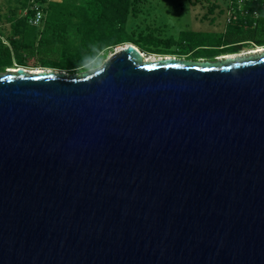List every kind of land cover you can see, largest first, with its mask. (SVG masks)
Here are the masks:
<instances>
[{
    "label": "water",
    "instance_id": "obj_1",
    "mask_svg": "<svg viewBox=\"0 0 264 264\" xmlns=\"http://www.w3.org/2000/svg\"><path fill=\"white\" fill-rule=\"evenodd\" d=\"M0 72V264H264V51Z\"/></svg>",
    "mask_w": 264,
    "mask_h": 264
},
{
    "label": "trees",
    "instance_id": "obj_2",
    "mask_svg": "<svg viewBox=\"0 0 264 264\" xmlns=\"http://www.w3.org/2000/svg\"><path fill=\"white\" fill-rule=\"evenodd\" d=\"M145 0H0V72L34 61L45 67L80 72L97 66L114 46L131 43L148 54L187 55L201 58L199 50L214 45L211 58L239 52L245 44L264 46V0H212L207 13L224 14L225 28L214 44L209 39L183 52L184 37L203 40V32L180 30L159 38L156 28L145 26L136 32L130 21L141 12ZM198 1V0H195ZM42 12L38 28L30 18ZM212 21V19H211ZM130 24V25H129ZM130 28V30H129ZM137 35V36H136ZM177 44V48L173 46ZM199 47V48H198ZM209 59V58H208ZM210 60V59H209Z\"/></svg>",
    "mask_w": 264,
    "mask_h": 264
},
{
    "label": "rangeland",
    "instance_id": "obj_3",
    "mask_svg": "<svg viewBox=\"0 0 264 264\" xmlns=\"http://www.w3.org/2000/svg\"><path fill=\"white\" fill-rule=\"evenodd\" d=\"M212 0H145L143 4L141 3V12L135 15L134 18L131 19L130 24L132 25V29H135L136 32L140 31V29L148 26L149 28L153 27L157 29V34L159 38L165 39L167 37H172L175 43H177L178 33L180 30L188 31L189 33H194L191 35L193 37L197 36V32H203L202 35L203 40L191 41L189 36L184 37L182 40L185 41L183 44L184 49L180 48L181 51L186 52L192 48H196V45L206 43L205 41L209 39V43L214 44L220 36L221 31L225 28V20H226V12L224 14H218L217 11L214 10L213 14L209 15L207 13V6L210 4ZM212 19V21H211ZM40 23V22H39ZM45 21L40 23V26L43 27ZM129 24V25H130ZM33 28H38L39 25L31 23ZM130 30V28H129ZM137 36V35H136ZM201 46V45H199ZM253 45L245 44L244 47L239 52L227 54H240L247 52V49L252 47ZM177 48V44L173 46ZM214 45L209 46L210 50L204 51L199 50L198 53L202 55L201 58H197V61H215L222 59L225 55H219L214 57L211 56L214 51ZM119 47L114 46L111 51H109L105 57L101 60V62L97 66L90 67L89 69H93L98 67L105 61L109 56H111L114 52L117 51ZM199 48V47H198ZM144 53V59L149 57L148 61L157 60L159 58L170 57L175 59H189L187 55H178L176 53L171 54H148ZM252 55V54H244V56ZM243 56V55H242ZM159 57V58H158ZM210 60H209V59ZM25 65L22 68L27 72H37V71H46V72H63L66 74H77L79 72H69L67 70L58 69L56 67H45L34 63V61H29L24 63ZM16 68V67H15ZM19 68H21L19 66ZM11 67L6 68L4 72L12 71ZM81 72V71H80Z\"/></svg>",
    "mask_w": 264,
    "mask_h": 264
},
{
    "label": "bare ground",
    "instance_id": "obj_4",
    "mask_svg": "<svg viewBox=\"0 0 264 264\" xmlns=\"http://www.w3.org/2000/svg\"><path fill=\"white\" fill-rule=\"evenodd\" d=\"M119 46V45H118ZM258 47H260V46H258ZM261 51H264V48H262V47H260V48H256L255 50H249V51H247V52H245V53H240V54H233V55H226V57H240V56H244V54H256V53H259V52H261ZM246 56V55H245ZM144 57V56H143ZM149 57H146L145 59H143V60H145V61H147V60H149L148 59ZM159 58V57H158ZM153 60V59H152ZM10 70H12V71H14V70H16V69H10ZM38 72V71H37Z\"/></svg>",
    "mask_w": 264,
    "mask_h": 264
},
{
    "label": "built area",
    "instance_id": "obj_5",
    "mask_svg": "<svg viewBox=\"0 0 264 264\" xmlns=\"http://www.w3.org/2000/svg\"><path fill=\"white\" fill-rule=\"evenodd\" d=\"M239 2H241V0H239ZM41 18H42V12L39 9H37L35 11L34 16L30 18V22L33 24H37Z\"/></svg>",
    "mask_w": 264,
    "mask_h": 264
},
{
    "label": "clouds",
    "instance_id": "obj_6",
    "mask_svg": "<svg viewBox=\"0 0 264 264\" xmlns=\"http://www.w3.org/2000/svg\"><path fill=\"white\" fill-rule=\"evenodd\" d=\"M124 45V44H123ZM120 46H122V45H119L118 47H120ZM135 46V45H134ZM259 45H253L252 47H250V48H248L247 49V51H249V50H255L256 48H260V47H262V48H264V46H260V47H258ZM136 47V46H135ZM137 49H139L138 47H136ZM139 51L141 52V54H142V56H144V53H143V51H141L140 49H139ZM232 54V53H231ZM225 55V54H224ZM227 55V54H226ZM226 57V56H225ZM11 68H13V69H17V68H19V67H11ZM22 68V67H21ZM40 71V70H39Z\"/></svg>",
    "mask_w": 264,
    "mask_h": 264
}]
</instances>
